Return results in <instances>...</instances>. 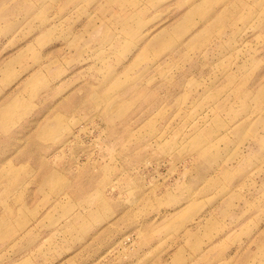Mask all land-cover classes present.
<instances>
[{
  "label": "rangeland",
  "instance_id": "374dc122",
  "mask_svg": "<svg viewBox=\"0 0 264 264\" xmlns=\"http://www.w3.org/2000/svg\"><path fill=\"white\" fill-rule=\"evenodd\" d=\"M188 1L0 0V264H264V0Z\"/></svg>",
  "mask_w": 264,
  "mask_h": 264
},
{
  "label": "crops",
  "instance_id": "0c3cea01",
  "mask_svg": "<svg viewBox=\"0 0 264 264\" xmlns=\"http://www.w3.org/2000/svg\"><path fill=\"white\" fill-rule=\"evenodd\" d=\"M110 1H112L113 3H117V5H118V7L120 8V11L119 12H124V11H128L129 10V7L128 6H123L122 5V0H118V1H114V0H107V3L108 4H110ZM132 3H133V8H132V10L133 11H135L139 16H141V12H142V10L144 9V8H147L148 6H151V5H154L155 3H157V2H159V0H144L145 1V3H143V4H140V6L138 5V3H136L135 4V2L133 1V0H130ZM185 2L188 4V6H187V9H186V11L188 10V7H189V1L188 0H185ZM141 9V11H136L135 9L137 8V6ZM141 5H144V6H141ZM220 6L221 5H219L218 6V8H215V11H218L219 9H220ZM131 10V9H130ZM118 12V13H119ZM185 14V13H184ZM184 14H182L181 15V17L184 15ZM212 15H214V13L212 14ZM197 16V15H196ZM250 23V22H249ZM252 27H254V28H264V25H257V26H253V25H251ZM24 51V50H23ZM234 51V50H233ZM239 61V60H238ZM241 61H243V60H241ZM250 63H251V65H252V67H254V68H257L259 65H260V61H259V59L258 58H255V56H253L252 58H251V61H250ZM234 82H235V80H234ZM236 83V82H235ZM260 83H264L263 81L262 82H256V84H255V86H253V87H247V86H245V85H242L243 87H246V88H248V89H252V90H254V89H256V88H258L259 87V84ZM14 100V98L11 100V101H13ZM21 100L19 101V103L14 107V110H12V115L10 116V118H7L6 120H5V122H10V121H12L13 119H14V117H15V115L17 114H19L18 113V111L17 110H15V108L17 107V106H19L20 107V104H21ZM6 103H8V102H6ZM5 103V104H6ZM4 104V105H5ZM3 106V105H2ZM2 106H0V108L2 107ZM262 107H256V110H259V111H262L263 113H264V110H260V109H262V108H264V105H261ZM255 112H257V111H255ZM253 116V115H252ZM1 125V124H0ZM7 127V126H6ZM47 179H49L48 177H46L45 178V181L47 180ZM84 197V196H83ZM8 198V200H7V204L9 205V206H11V207H17V205H15L14 203H10L9 202V197H7ZM42 199H47V196H46V198L45 197H43ZM12 220L11 219H8L7 220V222H6V231L12 226Z\"/></svg>",
  "mask_w": 264,
  "mask_h": 264
}]
</instances>
